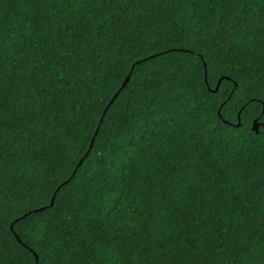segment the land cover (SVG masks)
<instances>
[{
  "label": "trees",
  "instance_id": "1",
  "mask_svg": "<svg viewBox=\"0 0 264 264\" xmlns=\"http://www.w3.org/2000/svg\"><path fill=\"white\" fill-rule=\"evenodd\" d=\"M261 3L152 0L141 15L130 0L97 15L0 0V264H264ZM202 47L222 61L208 85ZM205 100L214 138L202 134Z\"/></svg>",
  "mask_w": 264,
  "mask_h": 264
},
{
  "label": "snow or ice",
  "instance_id": "2",
  "mask_svg": "<svg viewBox=\"0 0 264 264\" xmlns=\"http://www.w3.org/2000/svg\"><path fill=\"white\" fill-rule=\"evenodd\" d=\"M58 3L64 4V3H68L69 5H77L78 7L76 8L77 12H80L81 9H84L85 12L87 11H91L93 8L97 9V15H99V9L100 8H107L109 10L116 8V9H121L123 7H126L128 5V3L130 2V0H57ZM132 3H134L136 5V11L139 12L141 15L144 14V12L146 11V8L144 7V5L147 4H151L152 0H131ZM176 2H179V0H176ZM254 2V0H249V7L251 6V3ZM236 3L238 6H240L243 3V0H236ZM260 9L264 10V3L260 4ZM149 15H151V13H148ZM104 15H111L114 17L113 19V26L112 28L109 30L111 33H115L117 35H120V24L118 23V18H119V12L118 11H109V12H105ZM249 15V13L245 12L243 13V15L241 16V19H246L247 16ZM129 19H131V17H129ZM260 19L264 20V12H261L260 14ZM129 35H131V33H129ZM105 39H108V37H105ZM163 38H161L160 41L157 40H153L152 42H150V44L147 45V47L151 50L153 48H164V44L162 42ZM110 42V41H109ZM176 43H179V41H177ZM137 50V43L136 42H132L131 43V48L128 49V51H136ZM136 54L140 57V59H145L144 54L142 52L136 51ZM153 56H156L157 53H155L154 51L152 52ZM193 55L196 57V60L200 62V66L198 68H196V72L199 73L200 69L202 68L203 70V83L205 85L208 84V81L210 79V77H214L215 73L218 71V64L222 63V61L218 60L217 57H219L220 53L214 50H209L206 48H200L197 50V52L193 53ZM75 58L73 57H69L68 60L72 61ZM121 60H124V57H121ZM67 62V61H66ZM138 65L135 62H132L131 64H128V68L130 70V72H134L136 67ZM192 69V63H189V67L188 70L189 72H191ZM261 71L264 72V67H261ZM247 73V69L243 66H241V68L239 69V72H233V75L236 76L239 74L240 77H245ZM63 78V77H61ZM128 80L131 79V75L128 76L127 78ZM197 79H199V76H197ZM243 82V89L249 90L248 94L249 96H251V89H252V81L251 79H247L246 81H242ZM195 85V81L193 82ZM115 86V84L113 85ZM125 86H126V82H125ZM237 87H240V85H237ZM0 88H2V85H0ZM209 91H212L211 88L208 89ZM124 89L123 88H119L117 90V92L115 93L116 98H119L121 93H123ZM216 91H219V86H217ZM241 94L243 95V90L241 92ZM132 93L126 94L124 96V99L122 101L123 106L131 108L132 104H131V97ZM97 99L99 98L98 95L96 97ZM261 99H264V96L261 97ZM193 100H195V97L193 98ZM55 102V97H53L52 99H49L46 101V103L52 104ZM115 103V99L112 100V102L110 104H108L107 108H111L112 104ZM201 109V112L204 113V115L201 117V119L204 121V124H202L201 128H202V134H206L208 136H211L214 138L216 133H219V128L218 126H215L212 124V118L211 116L208 114V105H207V101L205 100V102L203 104L198 105ZM107 114V109H105V115ZM100 123H103V120L100 121ZM137 123H139V121H137ZM4 121L3 118L0 117V125H3ZM36 131H40V129H37ZM158 134V133H157ZM91 144L93 146L96 145V140L92 139L91 140ZM87 152L89 154H91L92 152V148L87 149ZM261 152H264V146L261 147ZM88 157L85 156L83 159H81L79 161V163L81 165L84 164V160L87 159ZM104 161L103 160H92L90 161V165L91 166H97L100 164H103ZM0 181H2V174H0ZM53 202L54 198H53ZM181 212L184 211L183 208L180 209ZM247 248V245H245V249ZM37 264H39V259H37Z\"/></svg>",
  "mask_w": 264,
  "mask_h": 264
},
{
  "label": "water",
  "instance_id": "3",
  "mask_svg": "<svg viewBox=\"0 0 264 264\" xmlns=\"http://www.w3.org/2000/svg\"><path fill=\"white\" fill-rule=\"evenodd\" d=\"M223 80L224 79H221L219 82H218V85L217 86H219V91H220V88H221V84H222V82H223ZM130 82V80H126V86L128 85V83ZM208 84H209V82H208ZM207 84V85H208ZM125 86V83H124V85H123V88L124 87H126ZM237 86V85H236ZM217 89V88H216ZM219 91H216V90H212V92H214V93H218ZM114 99L116 100L117 98H116V96L114 97ZM112 102V101H111ZM110 102V103H111ZM113 105V104H112ZM109 109V108H108ZM107 109V110H108ZM242 113H243V109L240 111V113H239V115H238V121H239V124L237 125V127H241L242 126ZM220 114H221V112H220ZM105 113H104V116H103V118H102V120L104 121V118H105ZM261 128H264V124L262 123V122H260L259 121V119H256L255 121H254V124H253V131L254 132H256L257 134H259L260 133V129ZM99 130H100V127L98 128V130H97V132H96V136L98 135V133H99ZM94 139H96V137L94 138ZM93 145L91 144V147L90 148H92L93 149ZM89 155V153L86 155V156H88ZM84 162H85V160H84ZM82 165L81 164H79V167H81ZM62 186H64V185H62ZM55 199H56V197H54V201H55ZM54 204H55V202H53V200H52V203H51V207H53L54 206ZM44 209H42V210H39V211H43ZM38 212V211H37ZM13 228V227H12ZM16 238L21 242V240H20V238H19V236H16ZM36 255V254H35ZM36 259H38V256L36 255Z\"/></svg>",
  "mask_w": 264,
  "mask_h": 264
}]
</instances>
